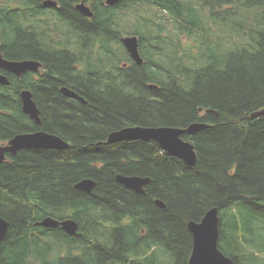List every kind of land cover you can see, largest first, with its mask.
I'll use <instances>...</instances> for the list:
<instances>
[{
    "label": "trees",
    "instance_id": "trees-1",
    "mask_svg": "<svg viewBox=\"0 0 264 264\" xmlns=\"http://www.w3.org/2000/svg\"><path fill=\"white\" fill-rule=\"evenodd\" d=\"M65 1L72 6L59 12L66 37L89 42L74 48L99 42L100 49L87 74L72 79V58L61 52L45 59L50 71L39 82L24 85L42 125L22 111L14 74L0 84V144L33 128L69 143L23 148L0 163V216L8 221L0 264H187V221L212 206L223 254L235 264H264V116H253L264 109V0H119L97 3L90 21L75 9L87 0ZM40 13V4L28 12L0 3L6 59L38 54L26 25ZM124 16L134 18L125 25ZM123 33L137 36L141 65L124 49ZM98 60L103 74L88 75ZM62 84L86 102L65 99ZM193 122L207 124L184 137L194 145L193 165L154 140H107L125 125ZM119 173L149 176L146 194L117 181ZM86 177L95 181L89 192L75 187ZM47 215L78 227L71 235L36 223Z\"/></svg>",
    "mask_w": 264,
    "mask_h": 264
},
{
    "label": "water",
    "instance_id": "water-1",
    "mask_svg": "<svg viewBox=\"0 0 264 264\" xmlns=\"http://www.w3.org/2000/svg\"><path fill=\"white\" fill-rule=\"evenodd\" d=\"M119 0H105V4L113 5ZM46 4H50L49 1H45ZM77 7L86 15H91V11L83 3H79ZM125 49L129 53L130 57L137 63L142 62V58L139 55L138 50V38L136 35H125L121 37ZM38 63L31 59L23 60H8L0 54V68L7 70L13 74L19 75L20 73L29 70L36 69ZM9 80L6 75L0 73V84H8ZM62 93L65 95L78 97V95L67 87L61 88ZM20 99L22 103V111L29 116L36 123H40L38 115V108L32 99V94L29 89H22L20 91ZM253 116H264V109L259 110L253 114ZM207 127L206 123L193 122L187 125L185 128H174L168 126L162 127H125L116 130L109 134L108 140L110 142L116 140L126 139H154L158 142L167 154L179 157L185 164L193 165L196 161V153L193 148V144L180 137V134H194L196 131ZM68 146V142L53 134H49L44 131L35 132H23L14 135L5 144L0 145V162L4 160V152L15 154L17 151L23 148H55L62 149ZM116 179L125 185L135 188L136 190H142L143 185L149 183L147 177L138 175H122L118 174ZM95 185V181L89 177L79 180L75 187L90 191ZM156 203L161 207L164 204L160 200H156ZM218 208L212 206L206 210L199 220H189L187 222V228L191 233L192 248L188 259V264H235L234 260L223 254V252L217 246L218 237ZM44 227H56L60 226L61 229L69 234H73L76 231V224L72 219L66 218L62 221L55 220L51 217H46L40 222ZM8 229V221L0 217V239L6 234Z\"/></svg>",
    "mask_w": 264,
    "mask_h": 264
},
{
    "label": "flooded vegetation",
    "instance_id": "flooded-vegetation-1",
    "mask_svg": "<svg viewBox=\"0 0 264 264\" xmlns=\"http://www.w3.org/2000/svg\"><path fill=\"white\" fill-rule=\"evenodd\" d=\"M45 1H49L50 4H46ZM71 1H73V0H71ZM24 2L28 3V5L23 6L21 0L19 2L18 1H11V0L9 2H6V1H2L1 2L3 9H4L5 6H8L10 9L19 8V9H24V10L30 12V11L34 10L40 4V8L42 10V13L37 14V17L33 18L32 23L26 25V27L28 28V32L33 35V37H34V39L36 41L34 43H35V46L38 49V54L34 55L33 57H29V58L20 57V58H14L13 59V60L31 59V60H34V61H36L38 63L36 65V69L26 70V71L20 73L19 75L14 74L16 76L17 80H18V84L21 87V90L24 89V85L29 83V82H31V83L39 82V78L42 77L45 73L50 71V68L46 64L47 61L49 62V60H47L46 63H45V59L49 58L50 56H53L54 54H59L61 52L65 53L66 55H68L69 57L72 58V60H71V63H72L71 66H72V70H73L72 74H73V76H75V77H72V79L76 78V76L81 75V73L82 74L83 73L87 74V70L90 67V65L87 63V61H88V59L92 58V55H91L92 52H94L95 55H96V53L99 51V49H100L98 47L99 42H91L90 46L85 47V48H74L75 44L83 45V44H89V42H75V40H72V39H69V38L66 37L65 26H64V23H63V20H64L65 17L62 18L59 15V12L62 9L66 13L67 12V8L69 6L72 7L71 4L68 5L65 0H25ZM103 2H104V0H87L86 3L83 2V1H79V2H76L75 9L82 16H84L88 21H90L94 17L95 14L98 15L97 3H103ZM79 3H83L85 6H87L89 8V10L91 11V15H86L84 12H82L77 7V5ZM72 17H74V19L76 21H78L77 17H75V16H72ZM58 22L59 23L62 22L60 26L57 25ZM38 32L41 33L40 34L41 35L40 38L37 37ZM110 46L112 47V44ZM91 47H93V48H91ZM124 49H125V47H124ZM138 50H139V45H138ZM0 54H1V56L3 58L5 57V55L1 51H0ZM128 55H129V53H128ZM139 55L142 58V56L140 54V51H139ZM103 57H106V56H103ZM129 57H130V55H129ZM5 59H6V57H5ZM130 59L132 61H134L131 57H130ZM8 60H12V59H8ZM142 61H143V59H142ZM103 62L98 60L96 65H95V68H96L95 71L89 70L88 71V75H89V73H91L93 76L95 74H103L102 73L103 70H102V68H100L101 63H103ZM127 63L128 62L123 61L121 63V66L122 67L127 66ZM141 63L135 62L136 65H141ZM103 69H104V71H107V65H105ZM115 70L116 69L111 70V71H109V73H111V72H113ZM0 73L7 76L8 73H11V72H8L7 70H5L3 68H0ZM116 74H117V72L116 73H112L110 77L115 76ZM28 78H30V80L27 81ZM62 86L63 87H67V88L71 89L72 91H74L78 95V97H73V96L65 95L64 93H62V91H61V87ZM25 89H30L31 94L33 96L32 88L29 87V88H25ZM139 91H140V89H139ZM58 92L65 99L70 100L71 102H74V101H80V102H83V103L86 102L85 98H83L81 94H79L75 89H73V88H71L69 86H66V85H63V84L60 85L58 87ZM32 99L35 102V99L34 98H32ZM35 104L37 106V102H35ZM37 108H38V115H39V118H40V115H41V111L40 110L41 109L38 106H37ZM41 121L42 120L40 119V123H37V124L42 125ZM136 125L147 126L146 124H142V123H136ZM149 126H151V127H162V126H165V125H160V126L149 125ZM186 126H180V127L181 128H185ZM168 127H176V126H168ZM35 131H41V129H34L33 128L32 130H28V131H25V132H35ZM186 135H190V134L182 133V134H180V137L184 139V137ZM135 139L145 140V139H140V138H135ZM126 140H133V139H126ZM148 140H154V139H148ZM184 140H188V139H184ZM154 141L157 142L156 140H154ZM188 141H190V140H188ZM6 142L1 143L0 145L5 144ZM68 146H69V143H68ZM159 147H160V145H159ZM160 148L163 151H165L162 147H160ZM193 148H194V145H193ZM8 154H11V153L4 152V160L8 158ZM119 174H121V173H119ZM117 175L118 174H116V176ZM122 175L129 176V175H134V174H122ZM116 176H115V178H116ZM138 176H140V175H138ZM120 183H122V182H120ZM122 184L124 186H126V187H128V188H130V189H132V190H134L136 192H138V193L146 194L147 187H148L149 183L147 185H143L142 186V190H136L135 188L129 187V186L125 185L124 183H122ZM87 192H89V191H87ZM151 197H152L151 199H153V201L155 203H156L157 199L160 200L156 196H151ZM160 201L164 204V202L162 200H160ZM121 223H122V226L126 225L128 223V219L127 218L122 219Z\"/></svg>",
    "mask_w": 264,
    "mask_h": 264
},
{
    "label": "bare ground",
    "instance_id": "bare-ground-1",
    "mask_svg": "<svg viewBox=\"0 0 264 264\" xmlns=\"http://www.w3.org/2000/svg\"><path fill=\"white\" fill-rule=\"evenodd\" d=\"M63 87V86H62ZM61 87V88H62ZM81 99V98H80ZM125 127H143V128H150L151 126H143V125H136V124H130V125H125V126H122L121 128H125ZM121 128H118L117 130H119V129H121ZM174 128H180V129H182L180 126H176V127H174ZM41 131H44V130H41ZM114 131H116V130H113V131H111V132H109L108 133V136H109V134L110 133H112V132H114ZM44 132H46V131H44ZM47 133H49V134H53V133H50V132H47ZM53 135H56V134H53ZM56 136H58V135H56ZM108 136H107V140H108ZM59 137V136H58ZM109 141V140H108ZM142 177H147L148 179H149V183H150V177L149 176H147V175H143ZM158 200V199H157ZM219 213V212H218ZM219 216V215H218ZM46 217H51V218H53V219H55V220H58V221H62V220H64V219H57V218H54V217H52V216H49V215H47V216H44L42 219H40L39 221H37L36 223L37 224H39L40 226H43V225H41L40 224V222L43 220V219H45ZM2 218H4V217H2ZM5 219V218H4ZM6 220V219H5ZM190 220H193V219H190ZM7 221V220H6ZM74 221V223L76 224V229H77V227H78V225H77V222L75 221V220H73ZM189 221V220H188ZM187 221V222H188ZM186 226H187V224H186ZM188 229V228H187ZM189 231V230H188ZM190 232V231H189ZM191 234V233H190ZM191 248H192V242H191ZM190 253H191V250H190ZM189 256H190V254H189ZM188 259H189V257H188ZM187 264H188V261H187Z\"/></svg>",
    "mask_w": 264,
    "mask_h": 264
},
{
    "label": "rangeland",
    "instance_id": "rangeland-1",
    "mask_svg": "<svg viewBox=\"0 0 264 264\" xmlns=\"http://www.w3.org/2000/svg\"><path fill=\"white\" fill-rule=\"evenodd\" d=\"M2 1H6V0H0V3L2 2ZM138 12L140 13V14H142V15H144L145 13H144V11H143V7H142V5L141 6H139L138 7ZM138 13V14H139ZM125 18L123 19V24H127V21H129V20H131V19H133L134 18V16H124ZM125 34L123 33L122 34V36H124ZM121 36V37H122Z\"/></svg>",
    "mask_w": 264,
    "mask_h": 264
},
{
    "label": "clouds",
    "instance_id": "clouds-1",
    "mask_svg": "<svg viewBox=\"0 0 264 264\" xmlns=\"http://www.w3.org/2000/svg\"><path fill=\"white\" fill-rule=\"evenodd\" d=\"M104 3H105V0H104ZM69 219H71V218H69ZM73 220V219H72ZM50 228V227H49ZM63 230V229H62ZM66 232V231H65ZM69 234V233H68ZM72 235V234H71ZM218 238V237H217Z\"/></svg>",
    "mask_w": 264,
    "mask_h": 264
}]
</instances>
